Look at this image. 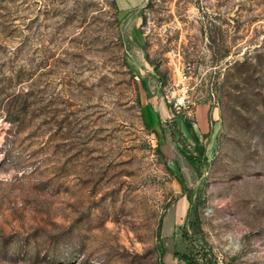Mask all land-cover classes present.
Instances as JSON below:
<instances>
[{"label":"rangeland","instance_id":"374dc122","mask_svg":"<svg viewBox=\"0 0 264 264\" xmlns=\"http://www.w3.org/2000/svg\"><path fill=\"white\" fill-rule=\"evenodd\" d=\"M0 264H264V0H0Z\"/></svg>","mask_w":264,"mask_h":264},{"label":"crops","instance_id":"0c3cea01","mask_svg":"<svg viewBox=\"0 0 264 264\" xmlns=\"http://www.w3.org/2000/svg\"><path fill=\"white\" fill-rule=\"evenodd\" d=\"M156 107L152 106L151 102H149V99L146 100V102L143 105V113L146 118V121L148 124L155 126L156 124H161L162 119L158 118L156 116ZM197 124L195 129L192 125L188 124L187 122V129L188 132L193 136L195 142L197 141L199 137L200 132H205L208 128V121L206 118V115L200 114L197 118Z\"/></svg>","mask_w":264,"mask_h":264},{"label":"trees","instance_id":"16d2710c","mask_svg":"<svg viewBox=\"0 0 264 264\" xmlns=\"http://www.w3.org/2000/svg\"><path fill=\"white\" fill-rule=\"evenodd\" d=\"M148 127H150V125L147 124ZM186 128H187V125H186ZM182 150V149H181ZM194 150H196L198 156H202L203 158H205V155L203 154V151L200 150V148L198 147V145H194ZM183 151V150H182ZM187 160L195 166V159L193 157H189V156H186Z\"/></svg>","mask_w":264,"mask_h":264}]
</instances>
